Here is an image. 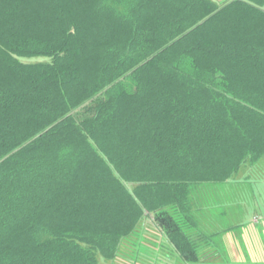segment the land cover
<instances>
[{
    "label": "trees",
    "instance_id": "trees-1",
    "mask_svg": "<svg viewBox=\"0 0 264 264\" xmlns=\"http://www.w3.org/2000/svg\"><path fill=\"white\" fill-rule=\"evenodd\" d=\"M241 180L264 0H0V264H225L194 209Z\"/></svg>",
    "mask_w": 264,
    "mask_h": 264
},
{
    "label": "crops",
    "instance_id": "crops-1",
    "mask_svg": "<svg viewBox=\"0 0 264 264\" xmlns=\"http://www.w3.org/2000/svg\"><path fill=\"white\" fill-rule=\"evenodd\" d=\"M240 190L228 187L212 193L197 194L200 196H197L200 204L197 202L194 214L199 231H203V234L197 236L202 260L224 258L229 264H264V226L252 225L251 219L257 212H242L240 208L244 201L240 202L237 193L234 194V191ZM261 190L264 196V189ZM159 258L164 263L170 262L164 256ZM172 258L171 263H182L175 254Z\"/></svg>",
    "mask_w": 264,
    "mask_h": 264
},
{
    "label": "rangeland",
    "instance_id": "rangeland-1",
    "mask_svg": "<svg viewBox=\"0 0 264 264\" xmlns=\"http://www.w3.org/2000/svg\"><path fill=\"white\" fill-rule=\"evenodd\" d=\"M214 1L216 3H220V2H223L224 0H214ZM20 60L21 62H26V63H37L39 61H47L48 58L44 56H37V57H24ZM228 187L234 190L242 189L240 191H234L235 192L234 194L237 193L236 194L237 199L238 200L240 199V202L241 200L244 201L243 207L240 208L242 212H245L247 210L250 211L251 213L257 212L256 213L257 215L264 217V196L263 194H261V191H262L261 189H264V181L251 180V181L246 182V181L241 180L240 182L226 184L224 186H221L220 189L224 190ZM214 188H218V187H214ZM208 189H212V188H208ZM147 246H148L147 249H148V254H149L151 249H149L150 248L149 245ZM148 257L150 259H153L152 256H148ZM155 264H165V263L162 262V263H155ZM225 264H229V262L228 263L226 262Z\"/></svg>",
    "mask_w": 264,
    "mask_h": 264
},
{
    "label": "built area",
    "instance_id": "built-area-1",
    "mask_svg": "<svg viewBox=\"0 0 264 264\" xmlns=\"http://www.w3.org/2000/svg\"><path fill=\"white\" fill-rule=\"evenodd\" d=\"M251 223L254 226H256V225L264 226V217H262L260 215H255V216L252 217Z\"/></svg>",
    "mask_w": 264,
    "mask_h": 264
}]
</instances>
